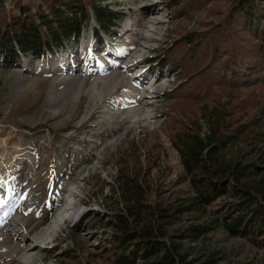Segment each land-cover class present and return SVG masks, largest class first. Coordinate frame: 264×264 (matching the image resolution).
I'll return each mask as SVG.
<instances>
[{"label":"rangeland","instance_id":"1","mask_svg":"<svg viewBox=\"0 0 264 264\" xmlns=\"http://www.w3.org/2000/svg\"><path fill=\"white\" fill-rule=\"evenodd\" d=\"M229 2L101 0L121 15L107 33L93 19L44 57L0 58V264H104L94 220L106 214L112 158L143 132L164 140L153 183L165 195L188 190L165 141L173 76L160 53L177 34L217 22ZM168 6L189 11L173 20ZM207 238L200 245L220 252L216 264H264V248L242 237L217 229Z\"/></svg>","mask_w":264,"mask_h":264},{"label":"trees","instance_id":"2","mask_svg":"<svg viewBox=\"0 0 264 264\" xmlns=\"http://www.w3.org/2000/svg\"><path fill=\"white\" fill-rule=\"evenodd\" d=\"M188 11L168 6L173 20ZM120 16L101 0H0L1 62L44 57L93 19L107 33ZM171 44L160 53L173 76L163 131L189 188L165 195L153 183L159 134L120 147L106 214L94 220L104 264H216L220 252L200 242L217 229L264 248V0H230L217 22Z\"/></svg>","mask_w":264,"mask_h":264},{"label":"bare ground","instance_id":"3","mask_svg":"<svg viewBox=\"0 0 264 264\" xmlns=\"http://www.w3.org/2000/svg\"><path fill=\"white\" fill-rule=\"evenodd\" d=\"M114 52H117L118 53V51H116V50H113ZM119 54V53H118ZM119 56V55H118ZM132 64H135V62H132L131 61V63L130 64H128L127 65V67L128 66H131ZM113 82V81H112ZM118 82V81H117ZM117 82H114V84H116ZM130 82V81H129ZM140 93H142V92H140ZM140 93H138L137 95H139ZM137 110H139V109H137ZM135 111V110H134ZM138 113V112H137ZM136 113V114H137ZM15 221V220H14ZM16 222V221H15ZM16 225V224H15ZM13 230H14V228H13ZM12 231V230H11ZM15 232H16V230H15ZM18 234V233H17ZM46 234H47V236H50L51 234H52V231L51 230H46ZM19 241H21V240H19ZM31 249V248H30ZM21 250V249H20ZM21 263H25V262H21ZM26 264V263H25Z\"/></svg>","mask_w":264,"mask_h":264}]
</instances>
